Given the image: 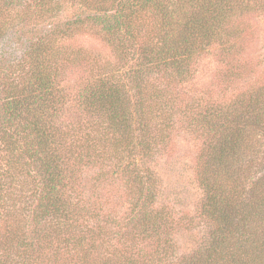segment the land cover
<instances>
[{"label": "rangeland", "instance_id": "rangeland-1", "mask_svg": "<svg viewBox=\"0 0 264 264\" xmlns=\"http://www.w3.org/2000/svg\"><path fill=\"white\" fill-rule=\"evenodd\" d=\"M98 1L61 0L62 9L48 17L42 11L44 5L38 1L0 0V50L4 56L20 55L30 39L45 40V37L47 41L52 38L50 46L55 48V52L73 53L75 56L74 62L61 73L67 100L53 113L59 129V151L65 159L66 155L70 158L69 165L74 163L71 166L72 179L68 180L72 187L59 190L72 200L68 204L69 216L63 217L61 213L56 216V211L50 214L44 211L45 215L40 213L44 216L37 213L38 208L46 203L41 184L33 178L32 165L16 162L18 151L0 143V155L5 157L4 161L0 158V173L7 182L6 192L0 190V202L7 209L1 210L3 230L0 229V236L13 234L15 228H23L17 233L25 232L27 238L23 243L28 242L29 250H33L35 234H44L47 237L41 246H47L49 256L52 251L59 255L68 252L74 259L84 256L87 264H123L131 258L140 260L141 257H137L139 252L146 254L145 264H180L182 258H195L206 236V226L199 219L202 189L196 177L201 179L204 176L202 156L207 138L195 134L189 123L198 112L215 108L219 103L235 102L238 106V103L253 99L263 91L264 7L258 8V4H264V0L224 2L250 4L252 7L240 5L236 9L237 14L226 15L227 23L219 31L217 43L190 63L181 64V74L176 69L167 71L163 66L162 71L146 77L142 88L140 84L136 86L137 83L128 82L124 76V72L131 70L136 62L131 60L134 55L128 54L125 64L117 66L110 37L104 36L92 20ZM103 1L101 5L106 10H115L117 0ZM23 2L26 3L24 9ZM79 16L84 18L83 28L64 27L67 20ZM58 30L62 32L61 36L57 35ZM150 50V45L146 46V52ZM6 65L0 60V68L7 69ZM100 73L108 80L116 81L118 88L115 92L124 97L123 106L127 107L130 121L121 129L117 117L108 120V108L105 110V106L94 111L95 108H87L81 103V91L86 81H93V76ZM157 95L164 97L169 113L148 123L153 149L151 159L147 160L146 145L139 144L144 124L142 112L146 108L142 109L137 101L146 102V98ZM0 97L3 98V94ZM244 129L249 128L245 126ZM244 133L249 144L242 155V163L236 167L239 172H236L240 176L237 179L239 183L249 189L255 180L264 181V132L245 130ZM89 147L92 149L88 150ZM93 149L99 158L95 164L86 157L80 159L85 151ZM132 168H135L136 177H144L146 171H153V183L158 186L156 207H163L174 215L172 220H179L168 228L166 247L158 254L149 251L146 241L133 242L132 239L134 233L131 230L136 229L129 225V211L137 198ZM74 186L82 191L81 195ZM88 197L93 205L83 202ZM109 214L118 223L100 226L102 215ZM76 222L81 228H84L83 222L93 227L94 230L88 232L89 239L83 232L79 237V230L74 228ZM71 231L78 237L71 239ZM119 231L128 232L122 241L116 239L121 237ZM21 250L26 251L27 248L21 247ZM162 251H166L165 254ZM11 254L12 260L19 258L18 254L25 255L19 251L14 254L13 249ZM51 256L53 259L54 255ZM6 257L0 250V264H11ZM32 263L38 264L34 260Z\"/></svg>", "mask_w": 264, "mask_h": 264}, {"label": "trees", "instance_id": "trees-1", "mask_svg": "<svg viewBox=\"0 0 264 264\" xmlns=\"http://www.w3.org/2000/svg\"><path fill=\"white\" fill-rule=\"evenodd\" d=\"M35 1L44 5L42 11L48 17L56 15L63 5L61 0ZM230 1L232 0H117L116 8L111 12L101 5L104 1L99 0L91 18L99 26L100 32L110 37L117 66L125 64L128 54L134 55L131 60L136 62L131 70L124 72V76L128 82L137 83L136 86L140 84L142 88L146 77L162 71L163 66L167 71L176 69L181 74V64L190 63L217 43L220 38L219 31L227 23L226 15L233 12L237 14L236 9L240 5L251 6L224 3ZM25 4H21L23 9L26 8ZM258 6L264 7V4ZM83 20L80 16L67 20L64 27L83 28ZM61 33L58 30L57 35L61 36ZM1 37L0 29V39ZM45 40L30 39L20 55L7 57L0 50V60L7 64V69L0 68V94H3V98L0 97V143L18 151L16 162L32 165L33 178L41 184L46 203L39 205L37 213L50 214L56 211V216L61 213V216L68 218V204L72 200L59 190L72 187L68 180L72 179L71 166L74 163L69 165L70 158L66 155L65 159V155L59 151V129L53 113L67 100L61 73L67 69L68 64L74 62L75 56L73 53L55 52V48L50 46L52 38L47 41L45 37ZM148 45L151 47L150 52H146ZM93 77L94 80H87L81 91L82 105L95 108L94 111L105 106V110L108 108V120L118 118L120 129L127 126L129 115L127 107L123 106L124 97L115 92V88H118L117 82L108 80L101 73ZM137 102L142 109L146 108L142 112L144 124L142 133L139 134L142 139L139 144L146 145V159L150 160L153 139L148 132V123L151 119L165 116L169 112L164 105L163 96L157 95L155 98H146V102ZM189 125L195 134L207 138L202 156L204 176L201 179L196 177L202 189V211L199 219L206 226V236L202 246L196 251L195 258H182L180 264H264V181L255 180L247 189L237 180L240 176L236 172L249 144L244 131L264 132V89L253 99L238 103V106L235 102L219 103L215 108L198 112ZM245 126L249 129H244ZM215 134L218 135L214 141ZM88 150L80 159L86 157L95 164L99 160L98 153L95 149L91 152ZM0 158L4 161L5 157L1 154ZM118 169L120 170L119 166ZM134 171L135 168H132L133 174ZM210 172L212 173L209 174ZM152 174L153 171L149 170L144 177H136L134 174L137 198L135 196V206H131L129 211V225L136 229L131 230L135 234L133 242L144 240L150 246L149 251L158 254L166 247L168 228L179 220H172L174 215L170 211L156 207L158 186L153 183ZM6 183L0 173V190L5 191ZM75 190L81 195L82 191L78 187ZM89 198L83 202L92 204ZM95 208L100 210L98 206ZM2 209L6 207L0 202V217L3 220ZM43 214L40 215L44 216ZM104 215L100 226L118 223L110 214ZM83 225L84 228H81L79 222H76L74 228L79 230V237L83 232L89 239L88 232L94 229L85 222ZM22 229L15 228L13 234L0 236V250L10 259L11 264H31L33 260L38 264H87L84 256L74 259L68 252L59 255L52 251L49 256L46 252L47 246H41L47 237L44 234H35L34 249L29 250L30 246L26 245L29 243H23L27 238L25 232L19 235L17 233ZM70 233L71 239L78 237L74 232ZM119 233L121 237L116 239L122 241L124 234L128 232ZM21 247L27 250H21ZM11 249L14 254L19 251L25 255L22 257L18 254L19 258L12 260ZM139 253L137 257L143 260L131 258L123 264H145L146 254ZM51 254L54 255L53 259L50 258Z\"/></svg>", "mask_w": 264, "mask_h": 264}]
</instances>
